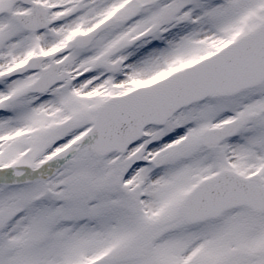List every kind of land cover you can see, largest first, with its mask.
I'll return each mask as SVG.
<instances>
[{"label": "snow or ice", "instance_id": "1", "mask_svg": "<svg viewBox=\"0 0 264 264\" xmlns=\"http://www.w3.org/2000/svg\"><path fill=\"white\" fill-rule=\"evenodd\" d=\"M0 264H264V0H0Z\"/></svg>", "mask_w": 264, "mask_h": 264}]
</instances>
